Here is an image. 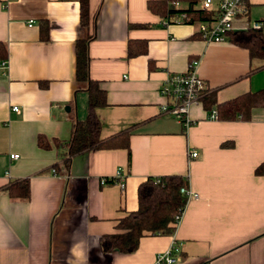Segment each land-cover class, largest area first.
Instances as JSON below:
<instances>
[{
  "label": "crops",
  "instance_id": "obj_1",
  "mask_svg": "<svg viewBox=\"0 0 264 264\" xmlns=\"http://www.w3.org/2000/svg\"><path fill=\"white\" fill-rule=\"evenodd\" d=\"M148 0H89L94 24L82 27L78 0H0V264H153L171 243L176 264H264V107L249 120H212L201 104L182 127L159 93L170 73L198 59V75L217 102L264 89V67L229 40L205 42L196 23L153 14ZM249 20L264 22V0H249ZM48 39H41V21ZM92 36V37H90ZM88 41L89 75L106 92L95 109L101 138L128 133L126 148L92 149L72 157L68 170L53 141L70 138L87 114V93L75 80V44ZM145 54L128 56V45ZM14 106L19 108L16 112ZM51 147L38 146V136ZM226 143L227 145H223ZM198 157L189 159L188 151ZM19 154L10 159V154ZM117 184H100L117 169ZM180 174L199 194L186 203L170 235H146L131 254L105 253L99 237L137 209L147 177ZM28 178L30 197L12 199L6 187Z\"/></svg>",
  "mask_w": 264,
  "mask_h": 264
},
{
  "label": "trees",
  "instance_id": "obj_2",
  "mask_svg": "<svg viewBox=\"0 0 264 264\" xmlns=\"http://www.w3.org/2000/svg\"><path fill=\"white\" fill-rule=\"evenodd\" d=\"M80 4L79 21L82 27L94 24L90 14L89 0H78ZM200 0H148L147 8L153 14L171 21L174 16L185 15L184 23H196L209 20L210 11L201 9ZM178 2V6L175 3ZM198 36L202 38L197 31ZM92 37V36H90ZM41 39H48V23L41 21ZM78 40L75 44V80L78 88L87 93V114L83 120H75L72 124L70 138L65 142L53 141L55 147L62 148V161L52 166V172L61 174L68 170L73 156L92 149L126 148L129 151L127 132H122L110 138H101V125L95 109L107 104L106 92L97 80L89 75L88 41ZM227 40L245 48L250 60L260 62L264 67V22L259 29L249 28L228 32ZM147 43L139 41L138 51H133L128 45V56L136 53L145 54ZM8 52L4 43L0 42V60L7 59ZM202 107L217 111V119L224 121L249 120L250 112L255 107H264V89L241 94L233 99L217 102L213 89L201 100ZM38 146L48 149L51 143L43 136H38ZM227 145L226 143L223 144ZM257 175H264V163L256 167ZM108 180L107 184H111ZM187 186L186 177L180 174H167L159 177H147L137 189V209L128 212L118 220L117 231L103 234L99 237V246L105 253L118 251L123 254L134 253L140 239L146 235H170L174 232V218L186 206V196L180 192ZM6 191L12 199H28L30 197V181L28 178L11 182Z\"/></svg>",
  "mask_w": 264,
  "mask_h": 264
},
{
  "label": "built area",
  "instance_id": "obj_3",
  "mask_svg": "<svg viewBox=\"0 0 264 264\" xmlns=\"http://www.w3.org/2000/svg\"><path fill=\"white\" fill-rule=\"evenodd\" d=\"M175 6H178V2L175 3ZM198 6L211 12L209 20L196 22L197 31L205 42L227 41L228 32L249 28L259 29L263 26V22L249 20V0H200ZM184 17L185 15L174 16L170 20L182 23ZM198 64V59H191L185 72L168 74L159 88L160 95L166 98V103L160 108L161 111L174 116L184 128L193 122L189 114L191 106L201 104L203 96L212 89L198 75ZM4 65L5 60L2 61V66ZM12 110L18 112L19 108L14 106ZM208 118L217 119L215 108L208 113ZM18 157L19 154H10V159ZM196 157H198L197 151H188L189 159ZM125 177L122 169L118 168L114 177L111 179L103 177L100 179V184L106 185L108 180H111L113 184H117L123 190ZM180 192L186 196V203L199 196L197 192L190 190L187 186L182 187ZM183 211L175 216V227L179 224ZM180 260V248L173 242L165 251L157 254L153 264H176Z\"/></svg>",
  "mask_w": 264,
  "mask_h": 264
}]
</instances>
